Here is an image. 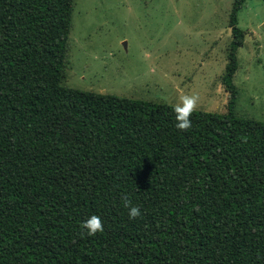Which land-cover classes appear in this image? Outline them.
I'll use <instances>...</instances> for the list:
<instances>
[{
	"label": "trees",
	"instance_id": "1",
	"mask_svg": "<svg viewBox=\"0 0 264 264\" xmlns=\"http://www.w3.org/2000/svg\"><path fill=\"white\" fill-rule=\"evenodd\" d=\"M244 2L227 110L181 131L172 104L63 83L74 0H0V264H264V121L234 110Z\"/></svg>",
	"mask_w": 264,
	"mask_h": 264
},
{
	"label": "rangeland",
	"instance_id": "2",
	"mask_svg": "<svg viewBox=\"0 0 264 264\" xmlns=\"http://www.w3.org/2000/svg\"><path fill=\"white\" fill-rule=\"evenodd\" d=\"M232 2L74 0L63 83L172 105L198 94V110L224 113ZM237 20L234 110L264 121V0H245Z\"/></svg>",
	"mask_w": 264,
	"mask_h": 264
},
{
	"label": "clouds",
	"instance_id": "3",
	"mask_svg": "<svg viewBox=\"0 0 264 264\" xmlns=\"http://www.w3.org/2000/svg\"><path fill=\"white\" fill-rule=\"evenodd\" d=\"M200 97L198 94H180L178 101L173 106L176 117V127L181 131H188L192 126L191 116L199 107ZM123 206L128 209L129 219H136L142 215L138 206L132 205L127 195L121 197ZM82 228L90 236L104 231V225L101 218L97 215H91L83 223Z\"/></svg>",
	"mask_w": 264,
	"mask_h": 264
}]
</instances>
